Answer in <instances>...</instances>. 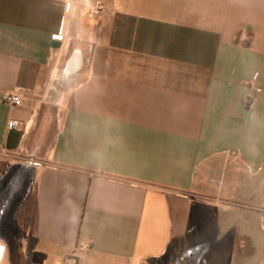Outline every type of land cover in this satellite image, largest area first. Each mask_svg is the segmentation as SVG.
<instances>
[{
  "label": "crops",
  "instance_id": "crops-1",
  "mask_svg": "<svg viewBox=\"0 0 264 264\" xmlns=\"http://www.w3.org/2000/svg\"><path fill=\"white\" fill-rule=\"evenodd\" d=\"M0 249L264 264V0H0Z\"/></svg>",
  "mask_w": 264,
  "mask_h": 264
},
{
  "label": "built area",
  "instance_id": "built-area-1",
  "mask_svg": "<svg viewBox=\"0 0 264 264\" xmlns=\"http://www.w3.org/2000/svg\"><path fill=\"white\" fill-rule=\"evenodd\" d=\"M66 6L69 7V3H67ZM103 7L104 5L100 1L96 2L89 10L90 15L98 16L102 11ZM58 36L61 38L63 37L61 33H59ZM3 101L4 103L11 106H20L22 103V95L20 94V92L7 93L4 95ZM20 126L21 122L15 119L10 120L7 124L9 130H18ZM71 261L74 262L73 258L68 256L64 258L62 262H59L57 264H68Z\"/></svg>",
  "mask_w": 264,
  "mask_h": 264
},
{
  "label": "snow or ice",
  "instance_id": "snow-or-ice-1",
  "mask_svg": "<svg viewBox=\"0 0 264 264\" xmlns=\"http://www.w3.org/2000/svg\"><path fill=\"white\" fill-rule=\"evenodd\" d=\"M0 251H2V249H0Z\"/></svg>",
  "mask_w": 264,
  "mask_h": 264
},
{
  "label": "rangeland",
  "instance_id": "rangeland-1",
  "mask_svg": "<svg viewBox=\"0 0 264 264\" xmlns=\"http://www.w3.org/2000/svg\"><path fill=\"white\" fill-rule=\"evenodd\" d=\"M4 264V263H3Z\"/></svg>",
  "mask_w": 264,
  "mask_h": 264
}]
</instances>
